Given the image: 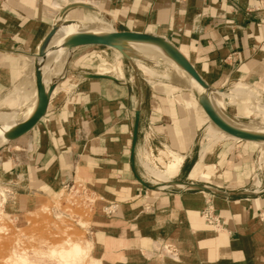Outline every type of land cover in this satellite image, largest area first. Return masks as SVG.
<instances>
[{"label": "crops", "instance_id": "obj_1", "mask_svg": "<svg viewBox=\"0 0 264 264\" xmlns=\"http://www.w3.org/2000/svg\"><path fill=\"white\" fill-rule=\"evenodd\" d=\"M84 10L115 32L168 40L211 89L241 84L256 88L254 97L264 93V0H0L1 106L26 82L24 61L55 21ZM104 49L74 48L44 113L2 147L11 202L27 210L77 181L87 196L117 206L108 221L120 235L145 227L150 241L176 245L192 264H264V170L255 190L251 141L202 144L204 111L194 92L180 81L154 89L142 79V89L131 72L101 76L87 60ZM167 151V165L179 162L170 183L147 185L141 156L160 167ZM206 206L218 226L202 219Z\"/></svg>", "mask_w": 264, "mask_h": 264}, {"label": "rangeland", "instance_id": "obj_2", "mask_svg": "<svg viewBox=\"0 0 264 264\" xmlns=\"http://www.w3.org/2000/svg\"><path fill=\"white\" fill-rule=\"evenodd\" d=\"M77 15L80 17L79 20L88 17L94 22L108 24L91 10L78 11ZM59 19L67 20L64 17ZM103 47L105 48V55L97 58V55L91 54L87 60L88 64L94 66L95 71L101 76L122 80L124 73L131 72L139 79L142 89L146 87L142 79L148 80L147 84L154 89L160 87L162 83L172 85L181 81L183 84L186 83L184 84L185 93L192 96L194 91L187 86L185 80L179 77H176L175 80L170 78L174 70L161 59L149 60L132 48L129 49L131 57L126 58L113 47ZM66 52L68 56L69 52ZM35 54L36 51L24 61L26 72L28 71L24 84L27 85L28 89H32L33 101L39 89L36 73L33 71L30 75V70L40 57L35 56ZM48 58L46 57V59ZM51 64L57 65L54 62ZM51 64L49 66L50 71L55 67ZM139 65L150 69L152 75L144 73ZM59 68L61 69L58 75L60 78L62 66ZM117 72L121 76L120 78L117 76ZM29 77L32 84L30 83L31 80L28 79ZM19 86L3 99L4 107L0 105V112L10 114L16 108L23 110V107H18V104L24 97H28L27 94L29 93H20ZM232 87L231 85L226 92H221L229 93L227 97L223 98L225 101L223 106L232 121L242 125H264V93L261 92L260 96L253 97L256 88L248 87L247 99L243 101L240 100L242 97L240 94H236V98H233L232 93H230ZM214 91L219 94V91ZM203 115L205 118L202 116V120L205 126L199 134V137H203L202 144L214 139L230 142L239 141L233 137L224 139V134L217 132L214 129L215 124L207 118L204 112ZM9 141L3 146H6ZM253 144L251 145L255 148V155L252 160V174L257 168L259 156L263 157L261 161H263L262 166L264 168V155H262L264 154V146ZM141 157L145 169L143 178L146 184L149 186L156 185L161 189L167 187L161 179L149 176L146 166L156 171H164L168 168V162L173 158L172 153L167 151L164 154V161L158 159L159 164H161L160 167H156L152 162L153 156L143 154ZM1 159L0 155V264H192L179 257L176 245L174 247L170 244L150 241L152 236L148 235L150 232L145 227L139 226L138 230L128 228L124 234L120 235L117 232L118 229L110 225L109 217L104 214L105 203L98 197L87 196L82 193L77 181L64 184L55 196L42 199L37 205L30 206L27 210H20L17 205L11 202L7 195L6 183L1 179L3 169ZM72 185L73 188L71 189ZM15 188V191H18L16 185ZM119 249L128 250V255H124Z\"/></svg>", "mask_w": 264, "mask_h": 264}, {"label": "bare ground", "instance_id": "obj_3", "mask_svg": "<svg viewBox=\"0 0 264 264\" xmlns=\"http://www.w3.org/2000/svg\"><path fill=\"white\" fill-rule=\"evenodd\" d=\"M74 11L70 13L68 12L69 14L66 16L67 20H56L52 25L51 35H47V37L42 40L36 48L35 56L40 57L37 59L36 64H34V69L32 68L30 75H32L33 71L36 73V80L42 89V94L40 95L37 93V96L33 101L32 89H28L26 87L27 85L22 83L19 86L20 93L28 92L30 94V98L29 94H27L28 97H24L18 104V107H23V110L21 111V109L16 108V110L10 114L0 112V148L33 120L40 106L45 100L49 99L50 95L54 92L59 79L58 75L61 72L59 67L62 66L63 60H66L68 57L66 51L69 53L72 52L76 46L87 43L89 39L93 37L103 40L109 46L121 47L120 52L126 57H131L129 49L132 48L139 52L142 57L144 56V58L149 60L156 61L157 59H161L162 62L164 61L174 70L173 73L171 72V75L168 73L170 78L175 80L176 77H179L180 79L185 80L187 86L194 91L209 116L222 124L224 128H228V130H226L216 122H213L215 124L214 129L217 132H222L224 134V139L233 137L239 140V138L245 137L255 141L250 143L262 144V146H264V125H242L232 121V118L225 112L223 106L225 102L223 98L225 96L227 97L229 93L225 94L221 93V91L219 94H216L211 88L197 82L193 77L188 76L184 72L185 70L182 65L179 63V56L182 57V53L170 42L159 36L136 38L130 34H119L113 31L107 24L94 22V20L92 21L88 17H83L79 20L80 17ZM61 51L65 52L61 53ZM46 57L49 58L46 59ZM53 62L57 65H52L51 63ZM50 64L51 66H55L52 71L49 69ZM139 67L144 73L152 75V72L147 67L142 65H139ZM28 79H30V77ZM231 90H237L241 93L242 97L240 100L244 101L247 99L246 92H248V88L246 86L238 84L233 86ZM262 158L263 157H261V159ZM178 166L179 162L174 161L162 172L153 170L149 166H146V171L149 176L152 178H159L164 181L165 185H167L170 183L171 177L177 171Z\"/></svg>", "mask_w": 264, "mask_h": 264}, {"label": "water", "instance_id": "obj_4", "mask_svg": "<svg viewBox=\"0 0 264 264\" xmlns=\"http://www.w3.org/2000/svg\"><path fill=\"white\" fill-rule=\"evenodd\" d=\"M52 33V30H50V32L48 33V36H50ZM119 34H130L136 38H148V37H154L153 35H147V34H136V33H130V32H117ZM86 45H99V46H109L107 43H105L103 40L99 39V38H96V37H93V38H90L89 41L87 43H84V44H81V45H78L76 47H79V46H86ZM75 47V48H76ZM109 47H113L115 48L116 50H118L119 52L121 51V47L119 46H109ZM121 53V52H120ZM123 54V53H122ZM124 55V54H123ZM125 56V55H124ZM126 57V56H125ZM126 58H129V57H126ZM179 63L182 65V67L184 68L185 72L193 77L197 82L207 86L202 80L201 78L198 76V74L194 71V69L192 68V66L188 63V61H186V59L182 56H179ZM107 78H110V77H107ZM38 84V82H37ZM208 87V86H207ZM38 93L41 95L42 94V89L41 87L39 86L38 84ZM48 99L45 100V102L40 106L38 112L36 113V115L34 116L33 120L31 122H29V124H27L23 130H21L20 132H18L12 139H14L15 137H17L18 135L22 134L23 132L27 131L30 127L33 126V124L41 117V115L44 113L45 109H46V106L48 104ZM199 103L202 107V109L204 110V112L207 114L208 118L212 121V122H216L219 126L223 127L222 124H220L218 121H216L215 119H213L212 117L209 116V114L207 113V111L204 109V107L202 106V103L200 102L199 100ZM226 130H228V128H224ZM11 139V140H12ZM264 139V138H263ZM239 140H244V141H251V142H255V141H252L250 139H247L245 137L243 138H239Z\"/></svg>", "mask_w": 264, "mask_h": 264}, {"label": "built area", "instance_id": "obj_5", "mask_svg": "<svg viewBox=\"0 0 264 264\" xmlns=\"http://www.w3.org/2000/svg\"><path fill=\"white\" fill-rule=\"evenodd\" d=\"M263 161H261V156H259L257 158V168L255 170V173L252 177V184L254 189H258L259 188V175L260 173L263 171V166H262ZM81 192L86 194V191L84 188H82L79 185ZM73 188V185L71 186V189ZM104 214L107 216H111L113 214H115L116 210H117V206L115 204H108L104 207ZM202 219L204 220V222L209 225V226H213L216 227L219 224V220L218 218L215 216V214L213 213V210L210 206H206V208L202 211Z\"/></svg>", "mask_w": 264, "mask_h": 264}]
</instances>
